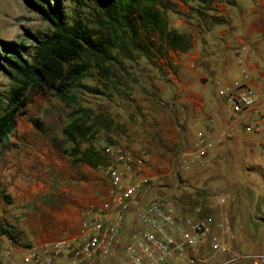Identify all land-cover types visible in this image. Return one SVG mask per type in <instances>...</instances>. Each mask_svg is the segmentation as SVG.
Masks as SVG:
<instances>
[{"label": "rangeland", "instance_id": "1", "mask_svg": "<svg viewBox=\"0 0 264 264\" xmlns=\"http://www.w3.org/2000/svg\"><path fill=\"white\" fill-rule=\"evenodd\" d=\"M58 1L74 16L73 0ZM203 1L201 13L205 12L206 28L201 32L194 18H190L196 15V0H155L163 33L143 27L136 13H132L135 30L129 39V57L116 51L110 76L105 80L98 74L87 78L88 90L80 91L71 106L49 91H28L27 104L0 141L1 227L12 230L24 241L76 236L81 208L94 201L97 190H105L100 169L106 163L105 150L118 144L144 157V174L152 179L155 190L175 202L179 211L193 213L200 209L202 215L216 218L224 211L233 234L241 233V238L249 242V219L264 225V156L258 148L255 153L239 148L253 137L244 132L237 141L224 138L205 155L196 153L198 134L216 136L224 123L210 132L204 123L190 125V112L186 114L190 99L189 103L185 100L192 97L190 82L196 80L190 71L194 42L199 51L195 69L210 76L217 59L226 55L225 31H232L235 23L240 25L244 16L236 0ZM36 3L37 0H0L2 91L10 83L3 70V49L13 43L28 49L35 37L50 31L49 23L36 10ZM92 13L93 10L84 9L81 16L92 33L99 35L101 30ZM211 21L223 23L210 24ZM254 25L262 28L259 23ZM190 42L191 48L180 49ZM238 73L242 75L243 71L229 70L225 78L232 80ZM207 78L200 80L205 82ZM210 83L209 96L213 97L217 89L213 81ZM193 101L198 107V101ZM80 107L88 114L85 119L91 133L79 147L94 148L103 155L104 162L97 166L72 164L60 151V147L70 149L74 145L63 129ZM257 137L264 140V135ZM221 193H227L229 201L222 207L215 206L213 198ZM244 218L246 224L239 225L237 219ZM3 235L0 233V242L4 244ZM242 239L236 236L233 240L240 254L249 255L242 262L264 264V251L242 248Z\"/></svg>", "mask_w": 264, "mask_h": 264}, {"label": "built area", "instance_id": "2", "mask_svg": "<svg viewBox=\"0 0 264 264\" xmlns=\"http://www.w3.org/2000/svg\"><path fill=\"white\" fill-rule=\"evenodd\" d=\"M242 77L219 91L229 121L216 136L200 132L196 153L205 155L215 142L232 137L238 124L245 133L264 134V87L250 85L247 73ZM259 149L264 156V140ZM105 157L100 166L104 196L81 208L79 233L31 241L4 234L0 264H244L249 255L235 249L226 212L216 218L200 209L179 211L144 174L141 154L112 144ZM228 201V194L221 193L212 203L222 207Z\"/></svg>", "mask_w": 264, "mask_h": 264}, {"label": "trees", "instance_id": "3", "mask_svg": "<svg viewBox=\"0 0 264 264\" xmlns=\"http://www.w3.org/2000/svg\"><path fill=\"white\" fill-rule=\"evenodd\" d=\"M55 1L51 4L49 0H37L35 5L42 19L49 23V33L35 37L28 49L23 50V44L14 43L3 49V70L10 83L6 91L0 90V141L6 136L17 113L27 104L29 90L49 91L71 106L77 102L80 91L88 90L87 78L98 74L107 79L112 72L115 52L129 57V39L135 30L134 17H130L132 13H136L141 25L148 30L161 33L165 30L160 14L154 9L155 0H73L74 16H70L58 0ZM196 1V15L190 18H194L201 32L206 28L205 12L201 13L204 1ZM84 9L93 10L91 15L101 30L99 35L92 33L93 29L81 16ZM212 23L221 24L223 21ZM189 47L191 42L180 49ZM80 108L63 129L67 140L74 145L70 149L60 147V151L70 158L72 164L97 166L104 162L103 155L94 148L79 147L91 133L85 119L88 114ZM0 233L12 239L17 237L6 227L0 226Z\"/></svg>", "mask_w": 264, "mask_h": 264}, {"label": "crops", "instance_id": "4", "mask_svg": "<svg viewBox=\"0 0 264 264\" xmlns=\"http://www.w3.org/2000/svg\"><path fill=\"white\" fill-rule=\"evenodd\" d=\"M236 2L242 7L244 16L240 19V25L235 23L232 25V31H225L226 36H228L226 39V55L224 58L217 59L216 68L211 69L210 76L196 70L195 60L199 56L198 44L194 42V46L190 49V71L196 75V80L190 82V95L192 94V97L190 96L185 100V103H189L190 99V111L186 114L190 112V125L204 123L210 132L220 123L225 125L229 121L228 107L225 104L224 96L219 94L220 90L231 89L236 82L242 81L243 73L249 75L248 83L254 88L261 90L264 87V8H260L264 7V0H236ZM255 23H259L262 28H256ZM235 68L242 70V75L238 73L232 80L225 78L226 73ZM200 77L208 78L205 82H202ZM211 81L217 89L213 97L209 96L208 91ZM195 99L199 103L198 107L194 106L193 100ZM243 132L241 124L234 126L233 141H237ZM261 135L264 134H253L254 138H247V140L249 139L248 142L242 143L239 148L255 153V149H259V145L263 141V139L257 137ZM259 152H261L260 149ZM103 196L104 190L99 189L93 200L99 201ZM249 221V228L252 231L249 242L241 238V236H244L243 234H233L232 229L233 240L238 236L240 241L242 239V248L264 251V225H260L254 219H249ZM237 222L239 225L246 224V219H237Z\"/></svg>", "mask_w": 264, "mask_h": 264}]
</instances>
